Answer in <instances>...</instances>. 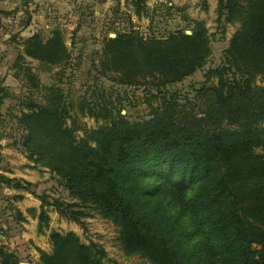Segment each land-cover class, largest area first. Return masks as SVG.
I'll return each mask as SVG.
<instances>
[{"label": "trees", "instance_id": "trees-1", "mask_svg": "<svg viewBox=\"0 0 264 264\" xmlns=\"http://www.w3.org/2000/svg\"><path fill=\"white\" fill-rule=\"evenodd\" d=\"M125 1L135 16L150 17L147 0ZM184 20L190 34L179 28L144 35L130 25L105 36L86 75L112 84H89L78 99L69 93L67 68L81 62V53L72 55L63 29L22 40L13 63L24 87L16 117L24 131L21 145L74 199L40 196L39 232L48 225V206L78 223L94 210L118 228L125 255L151 264H264V0H217L218 32L239 26L192 97L168 87L208 63L212 35L203 21ZM26 59L46 70L58 67L54 81L41 84ZM152 86L158 91L146 98L154 104L147 118L121 114L129 89L150 93ZM79 115L101 122L87 128ZM0 186L28 190L31 184L0 173ZM49 238L53 252H41L44 263L38 264H108L95 242L84 244L71 232L51 231ZM0 264L19 261L0 246Z\"/></svg>", "mask_w": 264, "mask_h": 264}, {"label": "rangeland", "instance_id": "rangeland-1", "mask_svg": "<svg viewBox=\"0 0 264 264\" xmlns=\"http://www.w3.org/2000/svg\"><path fill=\"white\" fill-rule=\"evenodd\" d=\"M216 5L217 0H147L150 17H137L130 11L125 0H0V95L5 94L0 110L3 121L0 128V173L31 184L28 190L4 191L5 187L0 186V229L3 236L0 237V246L14 253L19 264L44 263L41 252L48 255L53 252L49 238L51 231L60 234L71 232L84 244L95 242L101 245L106 252L108 264H151L139 255H125L118 241V228L94 210H89L90 215L82 218L83 223H78L59 216L48 206V225L43 232L37 230L40 196L44 195L49 200L74 199L59 176L37 163L35 158H30L21 145L24 131L16 117L22 108L24 87L21 76L14 75L13 63L22 50V40L34 32L46 34L54 27L63 29L72 55L81 53V62L76 65L78 61L75 59L72 61L74 64L67 68V75L70 76L67 79L71 91L69 93L71 97L78 99L89 84H112L104 77L96 81L86 75L91 68L88 59L97 58L95 52L101 49L105 36L127 31L130 25L144 35L162 36L179 28L189 31V24L184 16L201 20L212 35V56L202 69L168 87L169 90H180L181 96L192 97L193 88L198 87L203 80L204 71L211 64L217 63L221 50L239 26V23L228 24L225 34L219 33L215 22ZM79 23V30L73 33ZM25 63L33 68L41 84L46 86L54 81L51 75L59 69L53 66L46 70L45 65L35 59H26ZM94 64L97 65L98 60ZM150 90L148 93L142 88L129 89L125 94L126 105L121 114L131 121L147 118L154 104L150 105L146 98L149 99L151 93L156 94L158 88L152 86ZM124 93L120 95L123 98ZM79 119L87 128L96 127L101 122L87 115H79ZM66 124L69 125V122ZM76 135L81 137L82 131H77ZM13 192L22 194V198L14 201L3 200L4 197L14 195ZM13 208L22 213L23 220L16 219ZM62 251L69 254L71 249L62 248Z\"/></svg>", "mask_w": 264, "mask_h": 264}, {"label": "crops", "instance_id": "crops-1", "mask_svg": "<svg viewBox=\"0 0 264 264\" xmlns=\"http://www.w3.org/2000/svg\"><path fill=\"white\" fill-rule=\"evenodd\" d=\"M215 6V5H214ZM214 6H213V8H214ZM8 188H4V191H6ZM11 193V192H10ZM13 193H15V194H18L17 192H13ZM2 206V200H1V198H0V207ZM18 207H20L19 205H18ZM0 237L2 238L3 236L0 234Z\"/></svg>", "mask_w": 264, "mask_h": 264}, {"label": "water", "instance_id": "water-1", "mask_svg": "<svg viewBox=\"0 0 264 264\" xmlns=\"http://www.w3.org/2000/svg\"><path fill=\"white\" fill-rule=\"evenodd\" d=\"M186 33H187V34H190V31L187 30ZM110 36H111V37H114L115 34L111 33ZM20 264H23V263H20Z\"/></svg>", "mask_w": 264, "mask_h": 264}]
</instances>
